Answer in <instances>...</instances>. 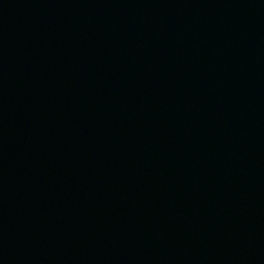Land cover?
<instances>
[{"label": "water", "instance_id": "obj_1", "mask_svg": "<svg viewBox=\"0 0 264 264\" xmlns=\"http://www.w3.org/2000/svg\"><path fill=\"white\" fill-rule=\"evenodd\" d=\"M0 264H264V0H0Z\"/></svg>", "mask_w": 264, "mask_h": 264}]
</instances>
